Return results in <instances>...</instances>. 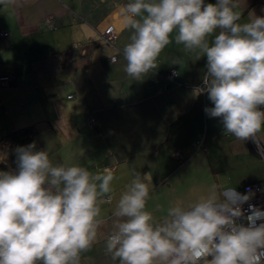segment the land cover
<instances>
[{"label":"crops","instance_id":"crops-1","mask_svg":"<svg viewBox=\"0 0 264 264\" xmlns=\"http://www.w3.org/2000/svg\"><path fill=\"white\" fill-rule=\"evenodd\" d=\"M128 2L0 5V32L7 33L0 38V76L12 77L0 89V171L15 169L18 146L8 135L24 133L26 146L35 143L54 164L77 163L100 174L108 168L116 177L111 200L102 204L100 240L82 254L81 264H119L106 253L104 241L133 170L151 176L147 210L157 219L169 207L197 202L213 186L221 196L227 188L252 194L259 185L264 191V159L255 148L256 143L264 148V129L255 143L240 141L224 131L219 118L205 114V107L213 106L206 93L198 94L207 73L205 57L197 60L173 39L155 72L139 81L126 74L123 48L131 31L122 27L117 4ZM238 3L240 23L264 16V0ZM109 26L114 36L105 39ZM170 69L177 71L173 83L166 79Z\"/></svg>","mask_w":264,"mask_h":264},{"label":"clouds","instance_id":"clouds-1","mask_svg":"<svg viewBox=\"0 0 264 264\" xmlns=\"http://www.w3.org/2000/svg\"><path fill=\"white\" fill-rule=\"evenodd\" d=\"M117 8L122 27L131 31L123 48L129 77L139 81L155 72L174 39L197 60L206 58L203 93L213 106L205 114L219 118L238 140L255 143L264 129V16L240 23L238 0H130ZM14 163L13 171H0V264H81L82 254L100 240L113 172L54 164L35 143L16 148ZM131 175L104 241L114 261L264 264V211L253 205L248 215L242 210L250 191L227 188L221 196L213 186L197 202L169 207L157 219L147 210L150 174Z\"/></svg>","mask_w":264,"mask_h":264},{"label":"built area","instance_id":"built-area-1","mask_svg":"<svg viewBox=\"0 0 264 264\" xmlns=\"http://www.w3.org/2000/svg\"><path fill=\"white\" fill-rule=\"evenodd\" d=\"M47 22L49 24H52L53 23V19L52 18H49V19H47ZM6 36H7V33L0 32V38L6 39ZM102 36L105 39H109V38L113 37L114 36L113 28L111 26H109L108 28H106L103 31ZM109 60H110V62H116V56H111ZM176 75H177V71L175 69H170L167 72L166 79L168 80V82L173 83L174 80H175V78H176ZM11 78L12 77L9 76V75L0 76V89L5 88V87H8ZM204 87L205 86L202 83L199 86V90L201 92H203ZM69 97H71V96H69ZM93 123H94L93 119L90 118L89 119V127L90 128L93 127ZM197 146L203 147V144L202 143L201 144H197ZM255 148H256L258 154L264 159V148L263 147H260L257 143L255 144ZM174 156L176 158H179L180 157L179 151H176L174 153ZM249 205H253L255 207L260 208L262 211H264V191L261 190V188L259 187V185H255L254 186L251 199L248 201V203H245L242 206V210L244 211L245 215H248L249 214ZM259 222L260 221H258V223Z\"/></svg>","mask_w":264,"mask_h":264},{"label":"trees","instance_id":"trees-1","mask_svg":"<svg viewBox=\"0 0 264 264\" xmlns=\"http://www.w3.org/2000/svg\"><path fill=\"white\" fill-rule=\"evenodd\" d=\"M8 136H10L11 139L16 140L15 142H16L18 147L26 146V142L28 140V136L25 135L24 133L23 134H18V135L11 134V135H8Z\"/></svg>","mask_w":264,"mask_h":264}]
</instances>
